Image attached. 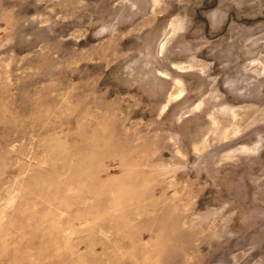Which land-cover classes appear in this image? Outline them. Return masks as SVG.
Instances as JSON below:
<instances>
[{
  "label": "rangeland",
  "instance_id": "1",
  "mask_svg": "<svg viewBox=\"0 0 264 264\" xmlns=\"http://www.w3.org/2000/svg\"><path fill=\"white\" fill-rule=\"evenodd\" d=\"M0 264H264V0H0Z\"/></svg>",
  "mask_w": 264,
  "mask_h": 264
}]
</instances>
